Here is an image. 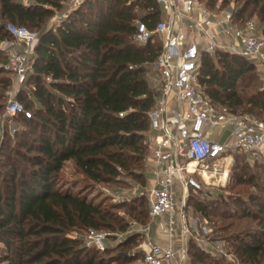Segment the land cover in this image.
Masks as SVG:
<instances>
[{"label":"trees","instance_id":"trees-1","mask_svg":"<svg viewBox=\"0 0 264 264\" xmlns=\"http://www.w3.org/2000/svg\"><path fill=\"white\" fill-rule=\"evenodd\" d=\"M64 1L0 0V40L12 38L7 23L39 30L31 70L16 96L31 117H14L23 126L18 131L23 139L15 159L4 154L10 164L0 169V243L4 246L0 262L6 264L117 261L108 262L106 250L88 248L82 239L71 236L79 230L127 231L128 226L108 206L72 187L57 186L66 162L71 161L84 180L94 184L112 183L123 173L145 184L148 113L160 96L148 78V67L155 61L160 43H136L135 21L140 10L143 20L153 27L160 7L156 0H82L48 28L51 18L64 8ZM206 1L211 7L220 3L222 8L231 2ZM233 2L237 4L234 22L239 27L254 15L264 21V0ZM6 61L0 52V75L9 73L4 69ZM254 66L253 60L226 51L203 54L198 86L217 110L251 117L255 112L264 122V88L243 85L253 77ZM7 87L8 79L0 78V89ZM233 177L236 186L254 180L253 176ZM145 196L138 209L131 206L128 211L141 225L148 218ZM213 196L206 193L201 201L194 200L196 213L206 220L233 215L249 218L255 225L230 237L233 252L243 264H264V199L249 197L253 203L249 209L238 196ZM124 237L120 246L128 247L140 235L133 231ZM188 256L189 264H230L209 256L193 240Z\"/></svg>","mask_w":264,"mask_h":264},{"label":"built area","instance_id":"built-area-1","mask_svg":"<svg viewBox=\"0 0 264 264\" xmlns=\"http://www.w3.org/2000/svg\"><path fill=\"white\" fill-rule=\"evenodd\" d=\"M81 1L71 0V8ZM156 2L159 19L150 28L138 10L134 33L140 45L160 43L151 64V80L160 96L148 113L153 162L152 184L145 189L149 221L137 229L143 245L136 264H189V241L203 248L202 234L207 232L205 219L186 205L191 192L202 190L199 179L207 181L211 169L217 171V162L236 151L264 160V122L212 105L197 82L201 56L226 51L255 59L264 67V37L256 35L252 22L239 27L233 9L222 8L220 3L211 7L206 0ZM6 30L12 38L0 40V52L7 58L4 69L13 78V92H19L31 70L39 34L13 23H7ZM4 113L31 117V111L15 98L8 100ZM225 131L229 133L220 143ZM161 219L165 221V244L151 237Z\"/></svg>","mask_w":264,"mask_h":264},{"label":"rangeland","instance_id":"rangeland-1","mask_svg":"<svg viewBox=\"0 0 264 264\" xmlns=\"http://www.w3.org/2000/svg\"><path fill=\"white\" fill-rule=\"evenodd\" d=\"M69 4L70 0L64 1V8L57 11L54 17L51 18L47 24L48 28H52L55 25L56 15L59 14L62 16L67 14L68 10L71 8ZM229 7L235 9L237 4L231 0ZM250 22L256 26V35L264 37V21L254 15ZM36 32L39 33V30H36ZM251 60L255 62L253 77L247 79L243 85L264 88V67L255 59ZM148 72V78L150 77L149 79L151 80V77H153V68L151 66L148 67ZM2 77L8 79V87L5 90L0 89V169L3 164H10V159L4 156V154H12L13 159H15V152L18 149L20 150L19 142L23 139L18 133V131L22 130V124L14 119V117L6 116L4 113L8 100L10 98L17 99L16 96L19 92H13V78L10 73L1 74L0 78ZM248 93H251V91L249 90ZM20 103L23 104L22 102ZM219 110L223 111L222 109ZM253 115L255 116H253L254 119L259 121L263 119L255 112ZM146 142L149 143V136L146 137ZM235 153H231L226 159L218 161L216 165L217 171L214 172L213 169H211L213 174L206 178L207 181L199 179L202 184V190L197 193L191 192L186 205L194 208L192 206L194 200L201 201L203 197L206 196V193H210V195H214L213 197L216 198L221 194L224 196H238L240 199L245 200V205L248 206L249 209L252 208L253 204L249 201V197H255L258 200L264 199V160L258 155L246 154V156H244L241 151H236ZM150 155L151 145L149 144V151L144 162L146 178L145 184L143 185L124 173L112 183L94 184L93 182L84 180L82 175L75 170L71 161L64 164L59 174V182L57 183V186L60 189L72 187L75 192L87 195L88 199L93 202L97 204L99 203L102 206H108L118 220L127 223V231H119L117 229L92 231L79 230L71 233L72 237L82 239L88 248H94L100 251L106 250V256H108L106 259L108 262L110 259L118 258L116 262L111 264H136L141 257V247L143 245V239L141 237H139V239L136 238V243H133L128 247H122L120 245L125 242L124 236L127 233L133 231L136 232L137 229L142 226L133 215L128 213V211L131 206H135L138 209L140 198L145 196V189L149 187V180L152 178L151 165L149 162ZM224 172L226 173L225 175H223ZM238 174L246 177L253 176L254 180L251 183L236 186L233 175ZM232 186L234 187L230 189ZM145 202L147 201L145 200ZM122 205L125 206L122 207ZM148 208L149 205L147 204L145 207L147 212ZM227 209L229 212V208ZM197 216L200 219L202 218L198 214ZM211 219L212 220L205 219V223H203L207 232L202 234L203 240L205 241L202 250H204L209 256L222 260L225 263L243 264L236 258V255L233 252L232 239L230 237L233 233L240 231L242 228L253 227L255 223L249 218L237 219L234 215L223 220L221 218ZM148 221L149 219L147 218V222ZM3 253L4 246L0 243V257H2ZM129 255L131 261L126 262ZM0 264L6 263L0 262Z\"/></svg>","mask_w":264,"mask_h":264},{"label":"crops","instance_id":"crops-1","mask_svg":"<svg viewBox=\"0 0 264 264\" xmlns=\"http://www.w3.org/2000/svg\"><path fill=\"white\" fill-rule=\"evenodd\" d=\"M60 16L61 15H59V14L56 15V22L55 23H58L60 21V19L63 17V15L61 17ZM57 19H59V20H57ZM149 162H150L151 170H152L153 162L151 160V156L149 158ZM151 184H152V178H151V180H149V185L148 186H150ZM164 222H165L164 219L159 220L153 226V229H152V232H151V237L154 238V240H156L160 244H165V223Z\"/></svg>","mask_w":264,"mask_h":264},{"label":"water","instance_id":"water-1","mask_svg":"<svg viewBox=\"0 0 264 264\" xmlns=\"http://www.w3.org/2000/svg\"><path fill=\"white\" fill-rule=\"evenodd\" d=\"M228 133H229L228 131L224 132L222 138L220 139V143H222L225 140V138L227 137Z\"/></svg>","mask_w":264,"mask_h":264},{"label":"bare ground","instance_id":"bare-ground-1","mask_svg":"<svg viewBox=\"0 0 264 264\" xmlns=\"http://www.w3.org/2000/svg\"><path fill=\"white\" fill-rule=\"evenodd\" d=\"M228 174V173H227ZM224 177V176H223ZM220 178V177H219ZM225 179V178H224Z\"/></svg>","mask_w":264,"mask_h":264}]
</instances>
